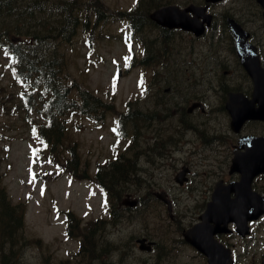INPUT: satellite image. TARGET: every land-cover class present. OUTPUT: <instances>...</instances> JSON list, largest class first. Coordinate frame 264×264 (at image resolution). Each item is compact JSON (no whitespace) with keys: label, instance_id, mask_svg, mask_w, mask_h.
I'll list each match as a JSON object with an SVG mask.
<instances>
[{"label":"flooded vegetation","instance_id":"flooded-vegetation-1","mask_svg":"<svg viewBox=\"0 0 264 264\" xmlns=\"http://www.w3.org/2000/svg\"><path fill=\"white\" fill-rule=\"evenodd\" d=\"M164 5H176L181 9L189 5L203 7L205 15H211V24L205 27L200 38L180 30L158 28L159 33H156V25L148 19L151 12ZM129 11V23L133 29L137 28L131 35L136 41H161L162 35L179 33L182 36L171 35L170 38L175 41L188 38L191 42L189 45L188 41L186 49L178 44L173 50L175 56L172 54L173 59L164 65L141 68L150 97L140 109L135 107L130 111L128 138L134 141L130 148L159 155L153 160L159 163L169 154L184 153L187 147H190L187 153H194V146L198 148L201 143L211 150L225 148L224 160L211 164L219 171H212L202 200L197 202V196L193 195V209L189 208L188 214L195 212L188 225H181L187 215L177 209L179 198H173L171 194L159 198L157 191L162 189L156 191L149 187L150 178H107L92 184L99 188L102 214L94 225L64 227L61 239L69 243L66 257L51 258L49 255L50 260L42 264H208L207 257L188 244L182 235L185 229L199 223V217L207 207L212 213L207 222L210 244L215 248L212 255L218 264H264V168L251 175L248 185L240 187L237 184L242 179L241 173L231 170L233 152L239 151L237 141L245 136L264 138V119L246 121L235 133L225 108L228 95L239 93L254 108L264 110V90H255L262 88L264 83H254L236 56L224 58L223 65L217 63L218 60L209 61L214 65H197V58L192 56L197 46L206 45L213 39L212 31L219 25L222 35L218 40L235 55L233 36L224 29L228 19L232 18L248 32V41L255 49L260 67L264 68V0L215 3L206 0H134ZM158 54L161 55V50ZM185 55L190 59H184ZM171 82H183L184 89L178 90L170 85ZM198 102L203 105V110L197 105L190 106ZM186 164H189L187 160L181 166ZM248 179L249 176L243 178ZM216 185L222 187L225 201L221 214L216 213L220 206L216 205V210L213 207ZM237 194L238 209L231 212L230 202ZM167 207L172 214H168ZM149 212L167 214L171 220L166 222L167 226L158 237L154 236L146 219ZM69 234L76 236L68 238Z\"/></svg>","mask_w":264,"mask_h":264},{"label":"rangeland","instance_id":"rangeland-1","mask_svg":"<svg viewBox=\"0 0 264 264\" xmlns=\"http://www.w3.org/2000/svg\"><path fill=\"white\" fill-rule=\"evenodd\" d=\"M100 1L109 14H115V18L108 17L94 28H80L69 43L58 41L55 44L58 58H63V74L66 80L74 81L79 87L105 99L116 112L123 111L129 99L135 106L142 107L150 96L139 69L126 70L130 63L131 45L123 36L125 24L119 22V13L130 8L134 0ZM0 25H9V21L0 20ZM20 40L25 43L28 37ZM219 50L215 49L213 55L226 54L222 48ZM157 51L155 49L154 53ZM16 67L18 69V64ZM14 69L10 55L0 46L1 186L6 190L10 204H20L23 211V224L13 236L14 244L0 235V264H4V259L6 264H42L50 260L49 254L65 256L69 243L62 241L61 231L67 225L68 215L83 225L102 214L97 190L75 177L60 173L48 165L47 158L65 164V149L73 146L81 159L80 169L93 175L96 166L111 160L118 152H125L127 142L116 136L115 116L110 115L115 112L106 114L99 123L71 113L65 117L61 146L50 151V147L42 145L39 135L44 119L32 105L33 98L25 99L24 93L29 87H26V80L15 76ZM188 148L184 153L169 154L157 164L142 160L141 165L145 168L138 173L139 178H150L149 187L153 190L162 189L173 198H179L177 209L187 215L181 220V225H188L194 215L195 211L188 214L189 208L193 209V195L200 202L211 182L212 171H219L211 164L223 161L226 152L225 148L211 150L201 143L198 148L194 146V153H187ZM155 157L157 155H150L149 159L154 160ZM185 159L189 162L186 164L190 168L189 179L183 187H178L173 177ZM146 219L156 237L161 235L166 222L171 221L166 214L152 212L147 213Z\"/></svg>","mask_w":264,"mask_h":264},{"label":"trees","instance_id":"trees-1","mask_svg":"<svg viewBox=\"0 0 264 264\" xmlns=\"http://www.w3.org/2000/svg\"><path fill=\"white\" fill-rule=\"evenodd\" d=\"M119 15L129 18L130 14L120 12ZM114 16L99 0H0V20L9 21V25H0V44H7L12 65L18 64L15 75L29 79L32 93H39L36 99L44 101L43 115L47 118V126L42 129L41 136L51 150L62 144L65 126L61 117L67 113L76 111L99 116L101 109H113L88 90L77 87L76 82L66 80L63 58L57 59L52 53L55 44L58 41L69 43L80 28H94ZM24 36L28 37L25 43L20 40ZM167 43L161 42V46L166 48ZM142 64L146 65L147 60L135 63L137 66ZM125 116L119 115L123 124ZM67 150L71 157L66 160L65 169L74 176L79 168L76 153L73 147ZM124 165L99 170L102 174L96 177L134 176L136 170ZM0 200V235L13 245V236L23 224V211L20 204H10L6 190L1 186V175Z\"/></svg>","mask_w":264,"mask_h":264},{"label":"water","instance_id":"water-1","mask_svg":"<svg viewBox=\"0 0 264 264\" xmlns=\"http://www.w3.org/2000/svg\"><path fill=\"white\" fill-rule=\"evenodd\" d=\"M211 2H216L219 0H206ZM198 8L192 9L191 7L187 10L193 11L195 13L194 18H189L185 11L179 10L176 6H169L162 8L153 12L150 18L156 22L157 24L167 27V28H182L187 31H192L195 35H199L202 33L201 24L203 22H208V17H202L203 21L199 22L197 17L199 11ZM199 22V23H198ZM230 30L234 36L236 49L239 58L241 59L242 63L245 65V68L249 75L255 81H262L264 82V70H259L256 63V57L254 52L250 50L249 45L246 41L247 33L244 32L240 26L234 22L233 20L229 21ZM237 101L231 100L227 103L226 108L229 111L231 116V127L234 130H238L240 126L243 124L245 120L248 119H256L257 112L252 108H245V109H238L239 107ZM248 147L245 153H238L235 154L232 162L233 168L238 171H242L244 168L243 165H250V166H257L255 170H260L264 168V150L261 149L264 147V139H259L255 137H247L242 139L240 146H244V144ZM186 169H182L181 172L177 174L175 180L182 184L183 180L185 179ZM245 178V177H244ZM251 175L247 181L241 179V181L237 184L240 187L243 184L248 185ZM236 186V184H235ZM239 194L236 195V199L230 202V210L231 212H235L238 204ZM222 189L219 186H216L215 191L213 193V207L216 210V205L220 206L219 209L216 210V213L219 211L218 214L222 213V204L224 203ZM212 214L210 209L207 207L205 212L200 216L201 223L194 226L192 229L188 230L184 236L185 239L190 242L191 244L195 245V247L205 254L208 258L209 264H218L215 260L214 256L212 255V248L210 244L211 232L207 229V222L209 220V215ZM232 218L234 216L231 214ZM193 232V234H192Z\"/></svg>","mask_w":264,"mask_h":264},{"label":"bare ground","instance_id":"bare-ground-1","mask_svg":"<svg viewBox=\"0 0 264 264\" xmlns=\"http://www.w3.org/2000/svg\"><path fill=\"white\" fill-rule=\"evenodd\" d=\"M43 3V2H42ZM28 6V5H27ZM123 12V11H122ZM127 13V12H126ZM20 97V96H19ZM23 97V96H22ZM26 99V98H25ZM24 100V99H23ZM49 144V143H48ZM3 200V199H2ZM1 201V200H0ZM3 204V203H2ZM3 206V205H2ZM76 240V239H75ZM77 241V240H76ZM40 242V241H39ZM79 242V241H78ZM86 246V245H85ZM83 248V247H82ZM80 250V249H79Z\"/></svg>","mask_w":264,"mask_h":264},{"label":"snow or ice","instance_id":"snow-or-ice-1","mask_svg":"<svg viewBox=\"0 0 264 264\" xmlns=\"http://www.w3.org/2000/svg\"><path fill=\"white\" fill-rule=\"evenodd\" d=\"M35 154V153H34Z\"/></svg>","mask_w":264,"mask_h":264}]
</instances>
